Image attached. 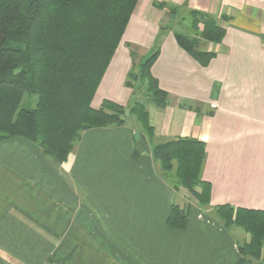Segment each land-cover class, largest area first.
Listing matches in <instances>:
<instances>
[{"label":"crops","instance_id":"1","mask_svg":"<svg viewBox=\"0 0 264 264\" xmlns=\"http://www.w3.org/2000/svg\"><path fill=\"white\" fill-rule=\"evenodd\" d=\"M191 9L225 28L220 43L202 42L203 50L215 53L206 65L178 43L172 28ZM157 46L151 71L168 103L149 107L154 142L186 137L205 143L208 207L188 200L162 176L152 144L133 122L85 130L61 166L31 141L4 140L0 264L239 260L242 241L214 218V208L264 210V0H138L92 105L110 99L128 106L133 55L147 58ZM186 202V228H170L171 205ZM248 239L244 232L243 242Z\"/></svg>","mask_w":264,"mask_h":264},{"label":"trees","instance_id":"2","mask_svg":"<svg viewBox=\"0 0 264 264\" xmlns=\"http://www.w3.org/2000/svg\"><path fill=\"white\" fill-rule=\"evenodd\" d=\"M138 0H0V142L22 138L37 145L54 164L68 161L82 133L125 125L134 118L141 137L152 144L162 176L209 205V184L202 179L205 143L178 137L155 143L149 107H164L168 92L152 74L159 47L145 59H133L126 84L133 89L128 106L105 99L92 105L104 73L126 31ZM166 7V3H156ZM172 14L179 9L169 7ZM193 35L175 31L178 43L206 65L215 53L203 41L220 43L225 28L202 11L188 10ZM36 96V101L26 97ZM137 152L133 155L136 156ZM189 203L172 204L170 228L187 226ZM215 214L226 227H239L249 239L239 244L236 264H262L264 210L220 205Z\"/></svg>","mask_w":264,"mask_h":264},{"label":"rangeland","instance_id":"3","mask_svg":"<svg viewBox=\"0 0 264 264\" xmlns=\"http://www.w3.org/2000/svg\"><path fill=\"white\" fill-rule=\"evenodd\" d=\"M185 14V13H184ZM183 14V15H184ZM175 31H179L181 33H184L188 36H191L193 35V28L191 27V24H190V18H184V19H179L178 21L176 20L175 23H174V26L172 27ZM162 30H165L164 28ZM146 58V57H145ZM143 58V59H145ZM33 101V104H31L32 106H34V102L36 101V96H32V97H26V99L24 100V104L26 107H29V101ZM152 106V105H151ZM134 118L130 115H128V122L129 124H132L131 122H133ZM177 191H181L183 194L186 195L187 199L188 200H192V202L194 203H197V201L192 197L191 194L188 193V191H185L182 187L178 188ZM187 203V202H186ZM202 206V205H200ZM203 208H207L208 206H205L203 205L202 206ZM214 218L217 219L218 221L220 220V218L214 214ZM235 232L238 234V237L239 239L243 242V234H244V231L239 228V227H233ZM264 264V260H263V263Z\"/></svg>","mask_w":264,"mask_h":264}]
</instances>
